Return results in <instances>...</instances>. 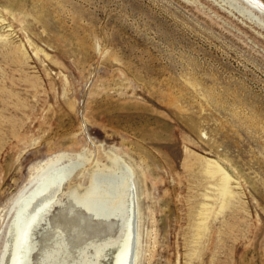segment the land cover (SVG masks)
I'll return each instance as SVG.
<instances>
[{
	"label": "rangeland",
	"instance_id": "rangeland-1",
	"mask_svg": "<svg viewBox=\"0 0 264 264\" xmlns=\"http://www.w3.org/2000/svg\"><path fill=\"white\" fill-rule=\"evenodd\" d=\"M0 19V264L60 170L26 264H112L133 187L138 264H264V0H0Z\"/></svg>",
	"mask_w": 264,
	"mask_h": 264
},
{
	"label": "bare ground",
	"instance_id": "bare-ground-1",
	"mask_svg": "<svg viewBox=\"0 0 264 264\" xmlns=\"http://www.w3.org/2000/svg\"><path fill=\"white\" fill-rule=\"evenodd\" d=\"M4 21V19H0ZM2 23V22H1ZM4 23V22H3ZM213 173L219 172L222 176L221 194L226 196L229 193L230 175L219 165L212 169ZM68 173L60 170L52 174L46 180L39 183L30 190L20 202L13 218V237L10 264H26L31 252V238L35 227L40 223L46 212L53 206L58 198L59 192L65 185ZM125 186L124 190L126 191ZM131 197V210L126 221V229L122 238L114 245L116 251L112 264H138L140 257V230L137 224L139 212L138 197L136 188L129 189ZM100 210H104L105 215L113 216L123 208V194L119 196H109ZM105 208V209H104ZM92 210V206H88Z\"/></svg>",
	"mask_w": 264,
	"mask_h": 264
}]
</instances>
